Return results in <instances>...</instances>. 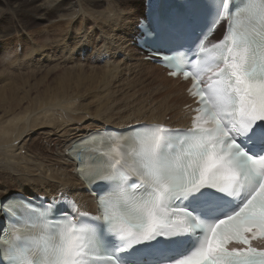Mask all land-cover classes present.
Returning <instances> with one entry per match:
<instances>
[{
	"label": "snow or ice",
	"instance_id": "1",
	"mask_svg": "<svg viewBox=\"0 0 264 264\" xmlns=\"http://www.w3.org/2000/svg\"><path fill=\"white\" fill-rule=\"evenodd\" d=\"M227 4L228 0H223L222 10L209 32ZM228 13H232L230 7ZM145 35L153 33L145 29ZM224 41L221 50L224 66L217 64L219 70L209 77V81L198 79L192 86L199 104L203 105L201 111L215 121V127L197 126L185 131L161 126L150 128L139 136L141 143L150 148L140 170L141 182L131 185L147 194L140 197L137 208L117 214L109 207L110 200L119 198L113 191L122 179L119 174L105 175L97 170L86 177L89 183L95 181L94 185L108 186L103 192H95L98 213L91 218L107 224L110 231L128 241L129 247L156 236L201 230L198 246L176 264H264V251L252 247H227L231 241L247 245L257 234L264 236V155H250L237 143L240 135L248 134L249 140L264 145V123H261L264 122V54L258 58L257 49L253 48L247 55H231L233 49L226 43L227 36ZM256 43L264 48V39ZM203 51L200 42L198 53ZM147 56L149 60L158 58L159 64L176 69L182 64H190L183 52L170 55L150 52ZM183 74L185 78L189 77L188 71ZM145 127L137 126L127 131L139 133ZM106 131L124 134L115 129ZM177 142L181 148L180 156L166 151ZM195 193H200L207 201L221 195L239 197L241 193L243 198L234 211L205 224L189 210L174 207L169 202L173 194L187 197ZM166 207H172L173 211L170 214L161 211ZM178 216L183 219L174 218ZM41 217L52 223L54 233L59 232L58 242L45 247L42 252L34 249L27 235H15L27 227L29 221ZM80 218V214L63 199L57 202L55 198L41 197L36 201L31 197L4 194L0 198V264H91L88 249L95 229L90 225L82 226ZM71 220H75L76 230L69 233L67 224L62 227L61 223ZM249 233L250 236L246 235Z\"/></svg>",
	"mask_w": 264,
	"mask_h": 264
},
{
	"label": "bare ground",
	"instance_id": "2",
	"mask_svg": "<svg viewBox=\"0 0 264 264\" xmlns=\"http://www.w3.org/2000/svg\"><path fill=\"white\" fill-rule=\"evenodd\" d=\"M0 1L4 7L12 9L11 14H13V16L17 19L21 16L24 17L25 20L21 26L22 29L25 30V33L32 31L29 33L33 35L38 34L39 37H41L40 35L47 34L49 31V33H51V37L46 40L47 43L41 45L43 47L36 49V46H34L28 50L25 49L19 57L16 54H13V52L8 49L9 46L6 45V43L11 45L10 38L0 42V57L7 66L11 65L12 62L18 61L22 64L35 63L36 67L50 61H54L56 57L60 58L62 61H68L73 58L76 51H82L84 42L91 39L90 36L93 35L94 29L99 28L100 33L98 40L101 39L105 49L98 52V60L100 61V59H102V61L105 62L103 64L104 66H110L114 69L113 72L109 69L112 72L111 74L115 71L114 76L121 77L122 81H120V83L126 88L131 86V82H136V84H138L144 82L145 79H148V87L144 95H137L135 91L132 92L133 94L131 93L133 95L131 98H134V100L130 101L129 105H126V107L130 110L127 117H119L121 116L119 115L118 118L115 119L112 117L113 113L105 111L110 100L114 97V94H117L118 90H120L119 88L117 91L114 90L117 92L115 93L112 90L113 85H110L107 79L108 83L106 82L104 84L106 88L102 87V89L105 88L104 91L106 93L103 94L104 91H101V97H105L103 98L105 99V103L100 106L101 108L98 109L96 114H94L93 111L95 108L93 110L89 109L93 111V115H90L92 112L90 111V113L89 110H87L86 105H78V102L76 103L75 99H70V97H73L70 91H72V93L75 92L74 94L76 95V91L69 89L72 87L70 86L67 89L70 90L68 91L70 94L66 91V96H62V98H56L53 100L48 99L47 101L40 102L38 105L30 109H25L23 112L27 111L26 113L13 116L9 120V123H6V125H0V181L6 179L7 177L10 179L11 176L14 177V180H12L15 182L12 185V188L14 187L12 191L0 186V198H3L4 194L13 197H16L15 195H25L31 197L42 195L45 199H57L63 196H69L76 201L79 211L97 213V203L91 194V190L88 188L89 182L86 177L94 174L97 170H101L103 172L102 165L97 159L88 160L87 157H85L82 161H78L79 152L82 155H89L88 153L81 152V150L93 145L94 142H97L100 138H104V136L100 133L103 129H119L125 131L128 128L140 123H161L171 129L190 128L192 115L194 114L193 107L196 106V104L194 103V100L189 97L188 91L183 94L180 91V88L184 87V85L187 88L189 86V82L182 81L179 77H160L161 71L160 67H158L160 65L153 60H149L147 56L148 53L142 51L136 46L137 43L135 42V38L139 33V29H137L138 18L135 15L133 7H137L141 1L142 11L144 12L145 0ZM4 7H1L0 5V14H2L3 11H8L5 10ZM42 11L47 12L46 14H48L46 15L47 20H49V23L47 21L48 26L42 24L43 28H37L35 30L30 29L31 24L28 23V20L32 22L33 25H40L42 18L39 14L42 13ZM176 11L177 10L174 12ZM80 14L85 20L91 19L95 24L93 22H85L84 20H80V18L74 20V18ZM36 17H38L39 21ZM88 24L91 25L90 29L86 28V25ZM221 24L222 22L216 26L215 32H217ZM44 27H48V30L49 28L50 30L47 31ZM12 29H14L13 26L3 24L0 19L1 34H9L13 31ZM27 29L30 30L28 31ZM72 31L73 34L77 33L78 38H81V40L77 39L73 46L71 41ZM130 32L132 35H130ZM49 33L47 35L48 37ZM19 39H23V37H17L16 43L20 41ZM52 65L53 66L51 67L53 68L59 66L60 64L55 63ZM104 66L101 65V67ZM44 67L46 66L44 65L40 69ZM101 69L102 68H100V70ZM49 71L50 69L47 70L46 68L45 72L49 73ZM88 72H90L89 69ZM105 72L109 73L108 69ZM97 73L98 72L95 74ZM165 73H167V71H165ZM3 74L4 73H0V79L5 81L8 77ZM83 74L85 76V73L82 72V75ZM94 75L93 78L97 79V77H95L97 75ZM25 77L27 78L28 76ZM67 77H69V75H67ZM69 79L70 77L66 78L64 76L60 78L58 83H61L62 86L66 85L65 83L67 80L69 81ZM169 81H172V84L176 83L180 86L172 89L168 84ZM102 82H104L103 79H100L99 83ZM76 83V86L83 84V82ZM95 85L94 81H89L88 86L86 84L88 87L87 91L89 90L88 93H91V97H94V99L97 100L98 97H95L98 95L93 91L95 89L97 91L98 89L100 92V84L98 86ZM4 87V85L0 87V102L5 99H1L3 97L2 89ZM79 87L83 88V86ZM56 92H58V90ZM154 94H157V97L153 96ZM78 96L79 95H76V97ZM80 98L84 99L83 97ZM46 99L47 98L44 100ZM103 99L98 98V103H100V100ZM114 101L115 100H113V104L116 102ZM111 102L110 104H112ZM118 102L119 100L116 103L118 104ZM84 103L87 104L88 102ZM93 103H95V101ZM91 106H93V104ZM88 107H90L89 104ZM115 110L116 109H114V111ZM146 111H150L151 113L149 115H145L144 113H146ZM9 112L10 110H7V107L2 108L0 116ZM101 112L104 114L99 116ZM105 115H107V118L103 117ZM97 133L99 135H97ZM37 138H42L46 146H41L37 142ZM84 140L90 142L82 143ZM132 146L133 145L129 144L128 150H131ZM22 151L23 153H21ZM32 154H34L35 157H33ZM61 194H63V196ZM256 246L264 249V241L257 243Z\"/></svg>",
	"mask_w": 264,
	"mask_h": 264
},
{
	"label": "rangeland",
	"instance_id": "3",
	"mask_svg": "<svg viewBox=\"0 0 264 264\" xmlns=\"http://www.w3.org/2000/svg\"><path fill=\"white\" fill-rule=\"evenodd\" d=\"M0 5H1V7H4V5L2 3H0ZM4 9L5 10H8V11H3L4 13L2 12V14H0L1 22L3 24L13 26L14 29H12L13 31L10 32L9 34H4L3 35V34L0 33V42H3L5 39L10 38L11 45H9L7 43H6V45L9 46L8 49L11 50L13 52V54H16L19 57V56H21L22 51H24L25 49L28 50L29 48H32L34 46H36V49H37V48L43 47L41 45H44V44L47 43L46 40H48L51 37V33H49L50 32L49 31L50 28L48 30V27H44L45 30L49 31L48 32L49 33V37L47 36L48 33L47 34L40 35L41 37H39L38 34H34V35L33 34H30L32 31H29L30 29L35 30L37 28H39V29L40 28H43V25L48 26L47 24L49 23V20H47V16H46V15H48V14H46L47 12L42 11V13L39 14V15H41L40 17L42 18L41 21H40V25L39 24L33 25L32 22H30L28 20V23L31 24V27H30V29H27L30 32V33L27 32L28 33L27 34V33H25V30H23L22 29V26H21L22 23H24V20H25L24 17L21 16L20 18L17 19L15 16H13V14H11L12 13V9H10V8L7 9V7H4ZM133 10L135 11V15L138 18L137 19V22H138L139 18L143 15L141 1L137 5V7L136 6L133 7ZM6 12H8V13H6ZM36 18L38 19V17H36ZM77 18H80V20H84L85 22H93L91 19L85 20L84 17L81 14L79 16H76L74 18V20H76ZM27 19H26V21H27ZM38 21H39V19H38ZM47 21H48V23H47ZM90 26L91 25L88 24V25H86V28L87 29H90ZM133 28H134V26H133ZM133 28H131V29H133ZM222 32H223V23L219 26L217 32L214 34L213 38L211 39V42H213L216 39H218L221 36ZM99 33H100L99 28L94 29L93 35L90 36L91 39L84 42V44L82 46V51H80V52L76 51V54L73 56V58H71L68 61H62V60H60V58H57L56 57L55 58L56 61L55 60L54 61H50L48 63H45V64L41 65V66H36V67H35V63H33V64H25V63L22 64V63H20L18 61L12 62L11 65L7 66L1 60V57H0V73H4L3 75H5L6 77H8L7 78L8 80L5 79V81L3 79H0V81H1L0 82V87L3 86V85L5 86L2 89L3 90V95H2L3 97L1 98V99H4V98L5 99L0 102V112H1L2 108H6V107H7V110H10L9 113L0 116V125H4V124L6 125V123H9V120L13 116H17V115H19L21 113H26L27 111L23 112L25 109H28V108L30 109V108L38 105L40 102L47 101L48 99L49 100H53V99H56V98H62V96L63 97L66 96L65 94L68 91H70V90H67L68 87H70V86H72V87L74 86L75 88L74 87L73 88L70 87L69 89H71V90L73 89V91H76V95H79L78 97H76V95L74 94L75 92L72 93V91H70L71 92V95H73V97H70V99L71 98L75 99L76 103L78 102V105H80V104H81V106L82 105H84V106L86 105L87 106V110H89V109H92L93 110L95 108V110H93V111H94V114H96L98 112V109L101 108L100 106L104 105V103H105V99H103L105 97H101L102 96L101 95L102 94L101 91L102 90L104 91V89L106 88V86L104 84L107 82V79H108L109 84L110 85H113L112 90L113 91L114 90L117 91L118 88H119L120 90H118V93H120V94H118L117 92L114 91L117 94H114V97L112 99L115 100L116 102L119 100V102L117 104L114 101L115 104H113V100L111 99L110 102L112 101L111 102L112 104H110V102H109L110 105L109 104L107 105L105 111L108 112V113L109 112L110 113H113L112 117L115 118V119L118 118L119 115H121L119 117H123V116L124 117H127L129 115L128 113L130 112V110H129V108L126 107V105H129V102L134 100V98H131V97H133V95H132L133 93L132 92L135 91L137 95H139V94H141V96L144 95V93H146V90H147V87H148L147 86L148 85V79L147 80L145 79L144 82H141V83H138V84H136V82H131V86H129L128 88H126L125 86H123L120 83V81H122L121 77H119V76L115 77L114 76L115 75V71H114L113 74H111L114 69H112V67H110V66H104L103 64L105 62H103L102 59H100V61L98 60L99 59L98 58V52L99 51H103L105 49L104 48V45H103V43L101 41V39L98 40ZM130 35H132L131 32H130ZM21 36L23 37V39H19L20 41L16 43L17 37H21ZM42 36H43V38H42ZM71 36H72V39H71L72 46L76 43L77 39L78 40H81V38H78L77 33L76 34H73V31L71 32ZM43 39H45V40H43ZM42 40L45 41V42H43ZM10 41H8V42H10ZM41 42H43V43H41ZM0 49H1V44H0ZM130 51H131V49H130ZM55 63H58L60 65L52 68L51 67V66H53L52 64H55ZM44 65L46 67L40 69ZM101 65L104 66V67H101ZM78 67H79V69H78ZM105 67L108 69V72L109 73L105 72V71H107V69ZM158 67H160V71H161L160 77H166V78L169 77L167 75V73H165V69L163 67H161V66H158ZM46 68H47V70L50 69V71H49L50 74L45 72L46 71ZM83 68H85L86 70L83 69ZM100 68H102L101 70L104 69L105 71L104 70L101 71ZM38 69H40V70H38ZM88 69H89V71L91 73L88 72ZM93 69H94V71H93ZM109 69H111L112 72ZM63 70L64 71L66 70V71L64 72ZM83 70H85V71H83ZM100 71H101V74H106V75H101L100 74ZM23 72H24V74H23ZM82 72L85 73V76H84V74L82 75ZM92 72H94V73H92ZM96 72H98V73L95 74ZM14 73L15 74H19V75H15ZM70 73H72V74H70ZM88 73H90V74H88ZM92 74L93 75L94 74L97 75V76L94 75L95 77H97V79H94ZM107 74L109 75V77H108ZM67 75H69L70 79H69V81L67 80V82L65 83L66 85H63L62 86V84L61 83H58V82L60 81V78H62L64 76L66 78H69V77H67ZM25 76H28V77L26 78ZM111 76H113V77H111ZM74 77H75V81H74ZM79 78H80V80L81 79H83V80L80 81ZM109 78H110V80H109ZM27 79H28V81H27ZM100 79H103V81H104V82H102L103 84L102 83H99V80ZM84 80H86V81H84ZM89 81H94L97 86L100 84L99 85L100 86V92H99L98 89H97V91L95 89L93 92H95L98 95L95 98L98 97L99 99H103L104 101L103 100H100V103H98V101H99L98 98H97V100H95L94 97H91V95H90L91 93H88L89 90L87 91V89H88L87 86L89 85ZM76 82H83V84H79V86H81V87L83 86V88H80L79 86H76L77 85ZM114 82H115V84H114ZM171 82L172 81H169L168 84H169V86L172 89L180 86L179 84H176V83L172 84ZM85 83L87 84V86H86ZM97 83H99V84H97ZM60 85H61V87H60ZM114 85H115V87H114ZM102 87H105V88L102 89ZM55 88H56V90H55ZM54 90H55V92H54ZM57 90H58V92H56ZM186 90H187V88H186L185 85H184V87L180 88V91H181L182 94ZM70 92H68V93L70 94ZM105 93L106 92L104 91L103 94H105ZM69 94H67V95H69ZM124 95H126V96H124ZM84 96L85 97L87 96L86 99H85ZM153 96H156L157 97V94H154ZM80 97H83L84 99H82ZM45 98H47V99L44 100ZM16 99H18V100H16ZM38 100H39V102H38ZM84 100H86V101H84ZM94 101H95V103H93ZM101 101H102V103H101ZM84 102H86V103L88 102V103L85 104ZM89 102H92V103H89ZM11 103H12V105H11ZM96 103H97V105H96ZM88 104L90 105V107H88ZM92 104H93V106H91ZM94 105H95V107H94ZM13 106H14V108H13ZM114 109H116V110L114 111ZM90 111L91 110H89V112ZM93 111H91L92 113L90 112L91 113L90 115H93ZM150 113H151L150 111H146V113H144V114L145 115H149ZM87 114H89V113H87ZM103 114L104 113L101 112L99 114V116H102ZM103 117L104 118H107V115H105ZM37 142L41 146H43V147L46 146L45 145V142H44V140L42 138H37ZM21 153H23V151ZM34 154H35V152H34ZM34 154H32L33 157H35ZM12 179L14 180V177H11L10 176V179H9V177H7L6 179L1 180L0 181V186L1 187H4V188H7L9 191H12L14 189V187L12 188V185L15 183ZM10 182H12V183H10Z\"/></svg>",
	"mask_w": 264,
	"mask_h": 264
}]
</instances>
